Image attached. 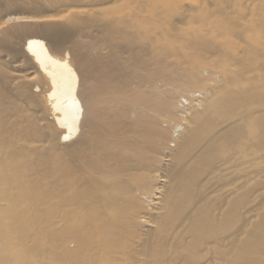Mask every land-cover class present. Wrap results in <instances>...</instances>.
<instances>
[{
	"label": "bare ground",
	"instance_id": "6f19581e",
	"mask_svg": "<svg viewBox=\"0 0 264 264\" xmlns=\"http://www.w3.org/2000/svg\"><path fill=\"white\" fill-rule=\"evenodd\" d=\"M0 264H264V0H0Z\"/></svg>",
	"mask_w": 264,
	"mask_h": 264
},
{
	"label": "rangeland",
	"instance_id": "374dc122",
	"mask_svg": "<svg viewBox=\"0 0 264 264\" xmlns=\"http://www.w3.org/2000/svg\"><path fill=\"white\" fill-rule=\"evenodd\" d=\"M60 12H54V13H52V12H50V13H46L45 15H55L56 16V18H58L59 16H64V15H66V13L67 12H62V13H60ZM58 16V17H57ZM199 93H198V95H200L201 96V92L200 91H198ZM185 101V100H184ZM184 105H186V103L184 102Z\"/></svg>",
	"mask_w": 264,
	"mask_h": 264
}]
</instances>
